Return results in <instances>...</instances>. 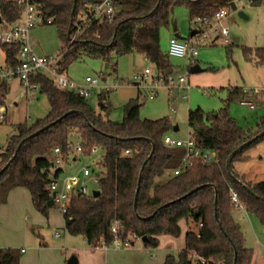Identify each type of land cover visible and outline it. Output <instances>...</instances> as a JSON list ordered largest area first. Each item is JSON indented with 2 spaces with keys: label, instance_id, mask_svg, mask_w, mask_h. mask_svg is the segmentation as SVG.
Instances as JSON below:
<instances>
[{
  "label": "trees",
  "instance_id": "16d2710c",
  "mask_svg": "<svg viewBox=\"0 0 264 264\" xmlns=\"http://www.w3.org/2000/svg\"><path fill=\"white\" fill-rule=\"evenodd\" d=\"M36 1L41 4L44 17L51 18L65 48L59 66L61 73L83 55L110 64L115 57L137 50L156 73L166 78L173 73L174 66L159 41L160 29L168 23L171 9L185 6L189 21L212 20L232 0H112L115 7L112 19L98 22L89 17L70 43L75 19L100 0ZM249 2L258 6L264 0ZM20 9L15 0H0V17L7 22L14 21ZM0 48L6 62L15 66L18 46L0 45ZM241 49L245 59L264 65V46ZM30 82L46 95L49 110L43 118L29 124L17 123L0 149V204L6 202L11 190L23 187L29 191L34 208L46 217L54 208L45 190L51 180L52 150L58 147L68 158V141L80 139L84 156L93 146L101 151L99 194L72 197L62 214L68 234L83 235L93 247L109 244L110 225L117 220L120 238L145 236L143 247L155 248L160 235L177 236L179 221L191 220L201 223L198 231L186 230L184 247L176 255H166L162 264H251L253 250L245 247L243 234L233 220L229 187L238 193L246 211L264 227V180H246L234 166L235 162L247 160V149L263 140L264 135L238 150L226 168L230 153L264 130V115L258 117L252 130L238 125L229 114L231 101L245 100L243 88L228 87L223 105L217 110L205 112L196 107L187 111L188 135L197 147L214 152L218 161L196 162L157 181L179 166L184 152L181 147L168 148L163 143V136L173 129L168 117L140 118L137 95L122 105V119L115 122L93 110L87 98L75 91L59 89L45 75L31 76ZM7 90V81H1L0 105H4ZM109 108V104L103 103L101 110ZM126 148L131 154L121 155ZM20 255L16 249L0 248V264H17Z\"/></svg>",
  "mask_w": 264,
  "mask_h": 264
},
{
  "label": "rangeland",
  "instance_id": "374dc122",
  "mask_svg": "<svg viewBox=\"0 0 264 264\" xmlns=\"http://www.w3.org/2000/svg\"><path fill=\"white\" fill-rule=\"evenodd\" d=\"M232 1L236 9L225 7L227 15L218 25L214 26L213 30L216 31L207 32L206 37L199 35V41L195 42L197 54L194 65L198 66V71L189 70L190 65L185 57L169 56V61L174 66L172 77L178 74L187 75L188 88H175L169 92L161 80L137 79L136 77L142 74L145 68L155 73L154 66L147 61L142 52L137 50L115 57L107 65L98 58L83 55L66 67L63 76L78 83L83 82L84 78L89 76L97 78L99 84L103 86L117 84L113 90L106 91L97 88L87 98L93 110L115 122L122 119V105L129 98L139 95L140 118L168 117L172 125L177 126V130L169 129L166 132L174 140H185L188 137L187 111L189 108L200 107L205 112L217 110L223 105L226 89L240 87L249 91V99L252 100L254 109H250L245 103L233 100L228 106V111L231 116L235 117L238 125L254 130L258 117L264 115V102L262 101L264 98L262 92L253 93L252 89L264 88V65L245 59L241 48L242 46L251 48L264 46V2L258 6H251L249 0ZM238 11H241L246 18L239 17ZM77 20L78 17L74 21L75 24ZM221 27L227 28L226 37L220 33ZM175 28L181 37H188L191 31L196 30L194 22L188 19L185 6L173 7L169 13L168 23L160 29L159 42L163 51L167 50L168 39L174 35ZM191 38L192 36L186 40ZM29 41L33 51L39 55H54L62 49L56 28L52 24L32 28L29 31ZM2 55L3 51L0 48V58ZM8 85L9 89L4 98L5 117L0 120V149L5 145L8 136L14 132V126L17 123L26 121L29 124L37 118H43L49 110L46 95L38 89L25 91L24 87L13 79L8 80ZM150 90L156 91L152 97L146 96L147 91ZM103 103L109 104V110H101ZM74 141V139L71 140V142ZM246 153L249 159L243 163L235 162L234 166L245 172L251 179L264 180V139L248 148ZM100 155L101 151H98L96 155L78 156L74 162L64 165V173L71 174L82 165L91 164ZM19 189L21 188L13 190L18 191ZM233 209V220L236 225L241 226L239 229L244 237V245L257 249L260 252L257 262L264 264V227L253 214L246 211L244 206L241 209L234 207ZM24 214L27 217V219L24 218L25 221L14 217L11 221L8 220L7 223L4 221L0 224V239L10 242L13 247L22 245L18 232L22 223L29 225L31 223L32 215L27 210ZM178 224L180 233L177 236L169 234L159 236L160 242H165V247L173 255H176L177 249L184 246V233L188 229L184 219ZM190 226L196 228L193 224ZM29 233H31L30 229ZM44 233L47 240L56 241L50 230H44ZM132 241L133 246L131 247H141L140 239H132ZM24 248L27 247L24 246ZM155 248H146V257L157 263L159 261Z\"/></svg>",
  "mask_w": 264,
  "mask_h": 264
},
{
  "label": "built area",
  "instance_id": "2783aa9c",
  "mask_svg": "<svg viewBox=\"0 0 264 264\" xmlns=\"http://www.w3.org/2000/svg\"><path fill=\"white\" fill-rule=\"evenodd\" d=\"M21 5L19 16L12 22H7L0 17V45H17L16 59L18 63L12 66L6 62L5 54L0 58V82L9 79H18L25 91L28 89H36L30 82V77L36 74H42L53 81V83L61 90L75 91L79 95L88 98L97 88L102 90H113L117 84L112 86L100 85L97 78L85 77L83 82L78 83L71 81L63 76L59 71L60 60L65 48L54 55H39L33 51V47L29 41V31L39 25L51 24V18L44 17L41 4L36 0H15ZM229 8V7H228ZM115 13V7L112 0H100L99 2L89 6L87 12H82L78 15L76 28L69 39V43L73 41L79 32L80 26L84 24L89 17L96 19L98 22L103 20H111ZM227 15V8L223 7L217 11L212 20L194 19L196 25V33L190 40H179L174 35L168 39V46L166 53L172 57H185L188 64L191 66L195 63V56L197 49L195 42L199 41V35L206 37L207 32L213 30L214 26L218 25L222 18ZM220 33L226 37L228 35L227 28L221 27ZM194 39V40H193ZM139 80L163 81L169 92L172 89L188 88L187 75L178 74L172 77V74L164 78L158 73H152L149 68H145L143 73L136 77ZM138 84V83H137ZM152 89V88H151ZM246 94L249 91L243 89ZM253 93L262 92L264 98V88L252 89ZM156 91H147L146 96L152 97ZM249 108H253L254 104L251 101L243 100ZM5 107L0 105V120L4 119ZM163 143L166 147H181L184 152L178 167L172 170V174L176 175L184 169L191 167L196 162L202 164L215 163L218 161L214 152L203 150L196 146L194 140L188 135L185 140H174L167 134L163 136ZM68 149L70 154L68 158H64L61 150L54 147L51 154V167L49 176L51 180L46 185L45 190L50 200L54 204V209L60 214H64L69 207L72 197L77 195L91 194L92 190L97 189L98 181L100 179L101 166L100 162L102 154L97 156V159L91 164H84L78 170L71 174L64 173V165H68L78 159L82 154V142L76 139L74 142L68 141ZM100 149L93 146L86 156L96 155ZM131 150L126 148L121 152V155L128 156ZM229 200L232 206L236 209L243 207L239 199L238 193L229 187ZM201 226V223H198ZM120 224L114 220L110 225V233L112 235L109 244L101 243L102 248L122 249L133 245L132 239H140L139 237L129 236L127 238H120ZM58 235V233H56Z\"/></svg>",
  "mask_w": 264,
  "mask_h": 264
},
{
  "label": "crops",
  "instance_id": "0c3cea01",
  "mask_svg": "<svg viewBox=\"0 0 264 264\" xmlns=\"http://www.w3.org/2000/svg\"><path fill=\"white\" fill-rule=\"evenodd\" d=\"M174 31V35L178 34L176 28ZM13 80L18 81V83L21 84L18 79ZM245 99L252 102V100L249 99V94H246ZM262 101L264 102V100ZM250 109H254V107ZM233 118L235 119V117ZM248 159L249 155L247 160ZM245 161H241L239 163H243ZM235 169L239 174L243 175L246 180L251 182L259 181L255 178L251 179L247 177V174L242 170H239L236 167ZM170 174L172 175V170L168 171L167 174L159 178L157 181L165 179ZM19 188L22 190L19 189L18 191H14V189L9 192L6 202L0 204V224L4 221L7 223L8 220L11 221L14 217H19L25 221V219H27L24 214L25 210L32 215L30 225L23 222L24 224L22 223L21 226L22 230L20 229V231H18L20 234L19 240H21L22 245L27 248H24L22 245L13 247V244L10 242L0 239V248H10L20 251V254L22 255H20L17 264H66V261L71 256L76 258L77 264H162L165 256L171 254L169 249L165 247V242H160V240L158 246L155 248V253L157 254V259L159 261L157 263L155 260L146 257V248L143 247V245L137 248L128 247L122 249H105L100 246L93 247L88 244L83 235L68 234L65 230L63 215L57 212L54 208L49 211L46 217L40 214L33 206L29 191L27 189L24 190L25 188L23 187ZM58 213L60 215H58ZM186 224L188 227L187 230L196 232L199 229L198 223L192 222L191 220L186 221ZM192 224L196 228H192L190 226ZM237 226L241 228L240 225ZM29 229L31 230V233H29ZM44 230H50L53 233V237L56 238V241H54L56 244L53 241L51 242L46 239ZM56 233H58V235H56ZM182 248H179V250L177 249L176 254ZM247 248H251L253 250L251 264H258L257 260L260 252L257 249L255 250L254 247Z\"/></svg>",
  "mask_w": 264,
  "mask_h": 264
},
{
  "label": "water",
  "instance_id": "95a60500",
  "mask_svg": "<svg viewBox=\"0 0 264 264\" xmlns=\"http://www.w3.org/2000/svg\"><path fill=\"white\" fill-rule=\"evenodd\" d=\"M229 7H230L232 10H235V9H236V6H235V4H234L233 1H231V2L229 3ZM237 15H238L239 17H241V18H246L245 15H244L241 11H238V12H237ZM194 33H195V31H192L190 35L192 36ZM174 36H175L177 39H179V40H185V39H186V37H181V36H179L178 34H175ZM106 65H107V63H106ZM189 70H190L191 72L198 71V66L193 64V65L190 66ZM101 107H102V105H101ZM173 130H174V131L177 130V126H173ZM263 135H264V130L260 131V132L257 133L254 137H252L250 140L246 141L245 143H243V144H241L239 147H237L235 150H233V151L230 153V155L228 156L227 160H226V168H227V169L229 168L230 160H231L232 156H233L238 150H240V149H241L242 147H244L245 145H248L249 143H251L254 139H256V138H258V137H261V136H263ZM232 178H233V177H232ZM233 179H234V178H233ZM243 187H244L245 190H247L248 192H250L253 196H257L255 193H253V192L249 189L248 186L243 185ZM98 194H99V191H98L97 189H94V190H92V192H91V195L94 196V197L97 196ZM145 239H146L145 236H142V237L140 238V240H141L142 242L145 241ZM66 264H77V260H76V258H75L74 256H71V257L66 261Z\"/></svg>",
  "mask_w": 264,
  "mask_h": 264
}]
</instances>
